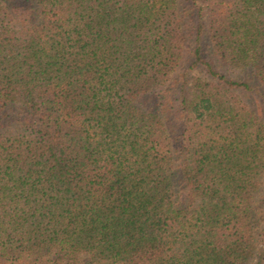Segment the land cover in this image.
<instances>
[{"label": "trees", "instance_id": "16d2710c", "mask_svg": "<svg viewBox=\"0 0 264 264\" xmlns=\"http://www.w3.org/2000/svg\"><path fill=\"white\" fill-rule=\"evenodd\" d=\"M0 264H264V0H0Z\"/></svg>", "mask_w": 264, "mask_h": 264}]
</instances>
